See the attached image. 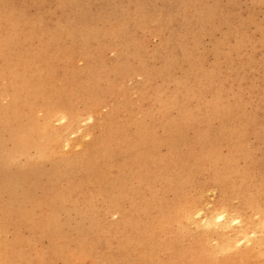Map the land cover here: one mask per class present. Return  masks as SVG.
<instances>
[{"label":"rangeland","instance_id":"1","mask_svg":"<svg viewBox=\"0 0 264 264\" xmlns=\"http://www.w3.org/2000/svg\"><path fill=\"white\" fill-rule=\"evenodd\" d=\"M261 51L264 0H0V264H120L134 243L142 264H194L159 250L169 234L121 240L138 199L110 182L149 154L156 175L132 180L142 199L194 204L173 226L178 247L197 243L207 260L254 249L232 264H264ZM204 151L218 158L198 177ZM78 174L93 200L69 190ZM243 190L260 210L242 207Z\"/></svg>","mask_w":264,"mask_h":264},{"label":"bare ground","instance_id":"2","mask_svg":"<svg viewBox=\"0 0 264 264\" xmlns=\"http://www.w3.org/2000/svg\"><path fill=\"white\" fill-rule=\"evenodd\" d=\"M259 25V24H258ZM260 27V26H259ZM263 30V29H262ZM261 30V31H262ZM262 34V33H261ZM240 39V38H239ZM255 39V38H254ZM261 39V37H260ZM246 41V40H245ZM250 42V41H249ZM248 42V43H249ZM260 43V42H259ZM221 46V44H220ZM248 46V44H247ZM250 46V45H249ZM258 46V45H257ZM256 46V48H258ZM261 46V45H260ZM219 47V46H218ZM218 49V48H217ZM220 49V47H219ZM244 49V48H243ZM249 50V49H248ZM256 50V49H255ZM216 54L218 53V50H216ZM220 51V50H219ZM221 51H224V50H221ZM226 51V50H225ZM243 51V50H242ZM241 51V52H242ZM245 51V50H244ZM263 51V50H262ZM261 51V53H262ZM228 52V51H227ZM236 52V51H235ZM260 52V51H259ZM221 53V52H220ZM236 54V53H235ZM264 54V53H262ZM261 54V55H262ZM260 55V56H261ZM218 56V55H217ZM246 56V55H245ZM244 56V58H245ZM234 58H236L235 56H233ZM251 57V55H250ZM255 57V56H254ZM241 59V58H240ZM227 60V59H226ZM264 60V59H263ZM220 61V60H219ZM236 61V59L234 60ZM260 61V60H259ZM258 61V62H259ZM216 62V61H215ZM262 62V61H261ZM231 63V62H230ZM229 63V64H230ZM236 63V62H235ZM255 63V61H254ZM247 64V63H245ZM233 64H231L232 66ZM192 66V65H191ZM215 66V65H213ZM212 66V67H213ZM218 66V65H217ZM247 66V65H246ZM255 66V65H253ZM259 66H262V65H259ZM194 67V66H193ZM223 67V66H222ZM235 67V66H234ZM239 67V66H238ZM245 67V66H244ZM227 69V67H225ZM230 68V67H229ZM243 68V67H242ZM255 68V67H254ZM262 68V67H261ZM260 68V69H261ZM213 69V68H212ZM216 69V68H215ZM224 69V71L226 70ZM246 70V69H245ZM190 71V70H189ZM198 71V70H197ZM209 71V70H208ZM214 71V69H213ZM211 71V72H213ZM237 71V70H236ZM236 71H233V73H235ZM247 71V70H246ZM222 72V71H221ZM241 72V71H240ZM252 72V71H251ZM207 73V71H206ZM242 73V72H241ZM254 73V72H253ZM256 73V71H255ZM247 74V73H245ZM261 74V73H260ZM209 75V74H208ZM225 75H227L225 73ZM232 75V74H231ZM236 75V74H235ZM251 75V74H250ZM189 76V75H187ZM201 76V75H200ZM219 76V75H218ZM242 76V74H241ZM240 76V77H241ZM195 77V76H194ZM213 77V75H212ZM250 77V76H249ZM253 77V76H252ZM256 77V76H255ZM257 77H259L257 75ZM254 78V79H258V78ZM262 77V76H261ZM221 78V77H220ZM224 78V77H223ZM228 78V77H226ZM225 78V79H226ZM233 78V76H232ZM236 78V77H235ZM239 78V77H237ZM245 78V77H243ZM247 78V77H246ZM260 78V77H259ZM189 79V78H187ZM198 79V77H197ZM215 79V78H214ZM213 79V80H214ZM217 79V78H216ZM262 79V78H261ZM185 80V79H184ZM183 80V81H184ZM193 80V79H192ZM191 80V81H192ZM228 80V79H227ZM264 80V79H263ZM180 81V80H179ZM182 81V82H183ZM187 80H185L184 82H186ZM217 81V80H216ZM232 81V80H231ZM250 81V80H249ZM190 82V81H189ZM213 82V81H212ZM243 82V81H242ZM250 82H253L250 81ZM264 83V81H262ZM191 83V82H190ZM189 83V84H190ZM223 83V82H222ZM229 83V81H228ZM232 83V82H230ZM236 83H237V80H236ZM262 83V84H263ZM188 84V83H187ZM209 84V83H208ZM212 84V83H211ZM210 84V85H211ZM260 84V83H259ZM261 84V85H262ZM260 86L257 84H255L254 86ZM182 86V85H181ZM184 86V85H183ZM188 86V85H187ZM186 86V87H187ZM234 86V85H233ZM243 86V85H242ZM247 86V85H246ZM249 86V85H248ZM225 87V86H224ZM229 87H230V84H229ZM196 88V87H195ZM235 88V87H234ZM240 88V87H239ZM245 88V87H244ZM256 88V87H255ZM261 88V86H260ZM186 89V88H185ZM237 89V88H236ZM243 89V88H242ZM263 89V88H262ZM214 90V89H213ZM225 90V89H224ZM235 90V89H234ZM241 90V88H240ZM246 90V89H245ZM243 90V91H245ZM185 91V90H184ZM196 91V89L194 90ZM216 91V90H215ZM242 91V92H243ZM247 91V90H246ZM252 91V90H251ZM254 91V90H253ZM213 92V91H212ZM217 92V91H216ZM228 92V91H227ZM240 92V91H239ZM261 92V90L259 91ZM182 93V92H181ZM185 93V92H184ZM215 93V92H214ZM219 93V91H218ZM250 93V92H249ZM249 93H247L246 95H248ZM179 94V93H178ZM211 93H209L210 95ZM222 94V93H221ZM227 94V93H226ZM259 94V93H258ZM187 95V93H186ZM191 95V94H190ZM208 95V96H209ZM254 95V94H253ZM252 95V97H253ZM261 95V94H259ZM192 96V95H191ZM224 96V95H223ZM227 96H230L227 95ZM257 96V95H256ZM153 97V95H152ZM173 97V96H171ZM178 97V96H177ZM245 97V96H244ZM250 97V95H249ZM248 97V98H249ZM175 99V97H173ZM188 98V97H187ZM211 99V97H209ZM207 98V99H209ZM219 98V97H218ZM240 98V97H239ZM258 98V96H257ZM156 99V98H154ZM173 99V100H174ZM180 99V98H179ZM226 99V97H225ZM229 99V98H228ZM247 99V98H246ZM253 99V98H252ZM158 100V99H157ZM185 100V98H184ZM201 100V99H200ZM240 100V99H239ZM244 100V99H243ZM154 101V100H153ZM192 101V100H191ZM211 101V100H210ZM214 101V100H212ZM234 101V99H233ZM161 102V101H160ZM185 102V101H184ZM183 100H182V103L184 104ZM239 102V101H238ZM264 102V101H263ZM157 103V102H156ZM181 103V102H180ZM208 103V100L207 102ZM236 104V102H235ZM244 104V103H243ZM264 104V103H263ZM166 105V104H165ZM178 105V104H177ZM180 105V104H179ZM206 105V104H205ZM246 105V104H244ZM158 106V105H157ZM161 106V105H160ZM202 106V105H201ZM249 106V105H247ZM156 107V106H155ZM162 107V106H161ZM169 107H170V104H169ZM210 107V106H209ZM236 106L233 107V109H235ZM194 108V107H193ZM228 108V107H227ZM256 108V106H255ZM158 109V108H157ZM162 109V108H161ZM176 109V108H175ZM181 109V108H180ZM208 109V108H207ZM210 109V108H209ZM253 109V108H252ZM259 109V108H258ZM155 110V108L153 109ZM193 110V109H192ZM211 110V109H210ZM232 110V109H231ZM150 111V109H149ZM156 111V110H155ZM180 111V110H179ZM204 111V110H203ZM223 111V110H222ZM226 111V110H225ZM234 111V110H233ZM258 111V110H257ZM159 112V110H158ZM161 112V111H160ZM232 112V111H231ZM163 113V112H162ZM173 113V112H171ZM237 113V112H236ZM213 114V113H212ZM210 114V116L212 115ZM216 114V113H215ZM220 114V113H219ZM228 114V112L226 113V115ZM238 114L239 111H238ZM214 115V114H213ZM221 115V114H220ZM167 116V115H166ZM186 117V116H185ZM230 117V116H229ZM236 118V117H235ZM174 119V118H173ZM177 119V118H176ZM165 121V120H164ZM224 121V120H223ZM214 122V121H213ZM231 125V123H230ZM233 125V124H232ZM201 127V126H200ZM230 128V127H229ZM227 128V131H230L232 129H229ZM233 128V126L231 127ZM142 129V127H141ZM205 129V127H204ZM226 129V128H225ZM229 129V130H228ZM206 130V129H205ZM203 130V132L205 131ZM224 130V129H223ZM211 131V130H210ZM225 131V130H224ZM224 131H218V132H221V136H223L224 134ZM226 131V133L228 134V132ZM234 131V130H233ZM232 131V132H233ZM145 132V131H144ZM202 132V131H200ZM208 132V131H207ZM217 132V133H218ZM223 132V133H222ZM231 132V131H230ZM229 132V133H230ZM237 132H238V128H237ZM216 133V135H218ZM236 133V132H234ZM219 134V135H220ZM209 135V134H208ZM201 136V135H200ZM230 136V135H228ZM232 136V135H231ZM230 136V137H231ZM166 138V136H164ZM214 137V135H213ZM164 138V139H165ZM170 139V137H168ZM228 138V137H227ZM193 139V138H192ZM212 139V138H211ZM162 140V139H160ZM180 140V139H179ZM197 140V139H196ZM219 141V138L217 139ZM212 141V140H211ZM216 140H214L215 142ZM161 143L164 144V140L160 141ZM180 142V141H179ZM193 142V141H192ZM198 142V140L196 141ZM203 142V141H202ZM217 142V141H216ZM166 143V142H165ZM169 143V142H168ZM211 143V142H210ZM209 143V144H210ZM186 144V143H185ZM188 144V143H187ZM186 144V145H187ZM192 144V143H191ZM208 144V143H206ZM208 144V145H209ZM229 144V143H227ZM167 146H170L169 144H165ZM164 145V146H165ZM179 145V144H178ZM197 145V144H196ZM203 145V144H202ZM214 145V143H213ZM224 145V144H223ZM189 146V144H188ZM195 146V145H194ZM230 146V144H229ZM232 146V145H231ZM172 147V146H171ZM170 147V149H171ZM198 147V146H197ZM196 147V148H197ZM212 148V147H210ZM227 148V147H226ZM190 149V148H189ZM198 149V148H197ZM178 150V148H177ZM207 150V149H206ZM213 150V149H212ZM211 150V151H212ZM230 150V149H229ZM146 151V150H145ZM209 151V150H208ZM208 151H204L202 154H200L199 156H197L194 160V162H192V171L193 173L198 176V177H203V176H206L208 173L210 172H213L214 170V166H215V159L218 158V156H211L212 152H208ZM216 151V150H215ZM214 151V153H216ZM172 152V151H171ZM198 152V151H197ZM173 153V152H172ZM177 153V152H175ZM195 153V152H194ZM144 154V152H143ZM159 155V154H157ZM167 155V154H166ZM179 155V154H178ZM213 155V154H212ZM234 155V154H233ZM165 156V155H164ZM182 156V155H181ZM237 156V155H236ZM144 157V156H143ZM159 157V156H158ZM163 157V156H162ZM161 157V158H162ZM139 158V162L142 164V168L139 170V171H134L132 170V165H127L125 168H122L123 166H119L118 170L116 173H114L115 175L113 176V178L111 179V188H110V192L120 198V199H123V198H126V197H129L131 194H135L136 195V198L138 199V201L134 202L133 205L134 207L137 209V210H140L139 213H137V215H135L134 219L130 218V219H126L124 220V225H123V228L121 230V240L125 241L126 243H131L133 241V239L137 238L138 237H142L145 233H151L154 237V240H157L160 235L162 233L164 234H169L171 235L169 240L168 241H165V242H162L158 245L159 247V250H161L163 253H165L166 255L168 256H171L172 258H175V259H181V260H184V259H187L189 258L192 262H194V264H232L233 262H236V261H240V262H248L250 260H252L254 257L258 256L259 252H256L254 251V249L252 250H247L245 252H242L240 254H236V255H229L227 254L225 256V258L222 257V259H210V260H207L205 259V257L207 255H209V253H211V250H208V249H205V248H202L200 245L198 246L197 243H194V244H185L184 247H178L177 245V239L174 237V231H173V226L175 224H178L179 220H183V219H186L188 220L190 218V211L192 210V208H194V204L192 203H189V202H186V201H183L182 202H177V203H173V204H168V203H164V202H161L157 197L153 198V199H150V200H146V199H142V195H141V192H143V189L142 187H138V186H134V184L132 183V180H136V178H138L139 174L141 173H148L149 175H147V178L148 176H151L150 174H153L154 176L156 175L155 174V167L154 166H151V165H154L155 164V160H157L156 158H154L151 154H149L148 156H145L144 159L140 160V157ZM168 158V157H167ZM172 158V157H171ZM159 160V158H158ZM168 160V159H167ZM161 161V160H159ZM166 162V158L164 160ZM157 162V161H156ZM237 162V161H235ZM158 163V162H157ZM179 162H177L178 164ZM230 163V162H229ZM174 164V163H173ZM162 165V164H161ZM161 165H159L161 167ZM179 165V164H178ZM217 165V164H216ZM157 166V165H156ZM174 166V165H173ZM219 166V165H218ZM230 166V165H229ZM177 167V166H176ZM183 167V166H182ZM154 168V170L152 169ZM173 168V167H172ZM178 168V167H177ZM180 168V167H179ZM63 172H67L68 170L65 169L63 170V167L60 168ZM160 169V168H158ZM218 169V168H217ZM216 169V171H217ZM248 169V168H247ZM246 169V170H247ZM232 170V169H231ZM176 171V170H175ZM215 171V170H214ZM235 171V170H233ZM237 171V170H236ZM235 171V172H236ZM250 171V170H249ZM158 172V171H157ZM223 172H224V169H223ZM222 172V173H223ZM146 173V174H147ZM221 173V174H222ZM230 173V172H229ZM253 173V172H252ZM167 174V173H166ZM247 174V173H246ZM143 175V174H142ZM163 175V174H162ZM224 175H225V172H224ZM229 175V174H228ZM167 176H170V175H167ZM210 176V174H209ZM212 176V174H211ZM210 176V177H211ZM243 176H246L247 175H243ZM75 177V176H74ZM74 177H71V178H74ZM143 177V176H142ZM177 178V177H176ZM242 178V177H241ZM249 178V177H248ZM166 179V178H165ZM212 179V178H211ZM250 179V178H249ZM254 179V178H253ZM73 180V179H72ZM144 180V179H142ZM247 181V180H246ZM141 182V181H140ZM174 182V181H173ZM249 182V180H248ZM247 182V183H248ZM240 183V182H239ZM252 183V182H251ZM144 184V183H143ZM142 184V185H143ZM166 184V183H165ZM236 184V183H235ZM140 185V186H142ZM145 185V184H144ZM220 185V184H219ZM69 190L72 192V193H75V194H78L79 196H82L86 199H88L89 201L93 200L99 193V191H97V193L95 192L94 190V186L90 185L88 182H87V179L81 175V174H78V177L76 179H74V181H71L67 184ZM258 186V185H257ZM166 187V186H165ZM243 187V186H242ZM252 187V186H251ZM241 188V187H240ZM244 188V187H243ZM238 189V188H237ZM247 189V188H245ZM168 190V189H167ZM251 191V190H250ZM250 193V192H249ZM252 193H255L252 192ZM257 194V193H256ZM179 195V194H178ZM183 195V194H182ZM239 196H240V199H241V204H242V207H246L248 210V208L252 209V210H260L262 207H261V204L259 202V200H256L254 199L253 197H251V195H248V192L246 190H243L242 192H239ZM136 199V200H137ZM181 199V198H180ZM140 201V202H139ZM181 201V200H180ZM263 202V201H262ZM241 204H240V208H241ZM243 211V210H241ZM249 211V210H248ZM263 211V209H262ZM261 211V213H262ZM244 212V211H243ZM253 212V211H252ZM264 212V211H263ZM245 213V212H244ZM246 214V213H245ZM248 214V213H247ZM246 214V215H247ZM249 215V214H248ZM248 217V216H247ZM244 219V218H243ZM217 220L222 223L221 226L222 227H226L228 226L227 223H225L223 220H222V217L221 216H218L217 217ZM245 220V219H244ZM248 220V219H247ZM246 220V221H247ZM223 221V222H221ZM252 224V223H250ZM253 225V224H252ZM251 226V225H250ZM245 232V231H244ZM136 240V239H135ZM257 245H261V244H264V228L262 230V238L259 239L258 242H256ZM132 245V250H131V253L129 256H126L124 257V259L122 260V262H120V264H142V262L139 260V255L143 252L142 251V248L139 247L136 243L134 244H131ZM225 246H227V250H224L225 252L231 250V248H234L233 245L231 243H228L226 244Z\"/></svg>","mask_w":264,"mask_h":264}]
</instances>
